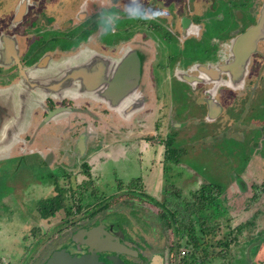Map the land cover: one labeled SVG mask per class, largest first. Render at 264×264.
Instances as JSON below:
<instances>
[{
    "label": "flooded vegetation",
    "instance_id": "af4514ba",
    "mask_svg": "<svg viewBox=\"0 0 264 264\" xmlns=\"http://www.w3.org/2000/svg\"><path fill=\"white\" fill-rule=\"evenodd\" d=\"M137 9L158 15L137 19ZM127 51L139 58L143 95L130 114L106 98L108 58ZM86 68L97 90L65 78L62 96L49 94L53 79ZM39 74L50 78L41 83ZM19 82L44 101L35 121L9 137L7 156L36 151L43 168L59 170L34 206L28 240L35 251L22 264H46L59 251L84 261L94 254L99 264H264V0H0V90ZM197 123L204 141H232L214 163L225 164L227 186L203 181L193 190L164 181L170 150L185 157L192 148L179 142L178 129ZM119 165L129 185L100 197L109 167ZM137 165L146 173L133 175ZM53 199L59 209L43 217ZM145 200L154 205L149 212ZM235 203L251 210L237 223ZM130 209L153 229L161 225L159 236H133L120 224L117 214ZM105 239L120 250L103 249ZM1 250L0 264H21Z\"/></svg>",
    "mask_w": 264,
    "mask_h": 264
},
{
    "label": "rangeland",
    "instance_id": "374dc122",
    "mask_svg": "<svg viewBox=\"0 0 264 264\" xmlns=\"http://www.w3.org/2000/svg\"><path fill=\"white\" fill-rule=\"evenodd\" d=\"M8 1L9 0H1L4 4ZM49 78V76L43 78V76L39 74L37 80L43 83V79L48 81ZM53 85L55 84H49V87ZM18 86V83L14 84L13 89L16 90ZM23 86L24 90L27 91V87L24 84ZM4 91L8 92L6 90ZM1 93H3V90H0V94ZM22 98L23 94L21 93L17 99L20 101ZM28 101V107L33 108L35 104L31 102V99ZM12 107L16 108V106ZM33 111H28L29 114H27L26 117L24 116V122L28 118L31 121H35ZM181 117L185 118L183 115ZM200 128L201 127L197 123L185 128V130L184 128L178 129L179 142L190 140L192 148H190L189 156L185 157H180L181 152L175 151V149L170 150L168 153V162L164 164V181L177 185L183 182L181 185L193 190L198 188L203 181L220 183L223 186L228 185L227 178L225 177V164L215 166L214 163L217 160V154H224L225 147L228 146V144L232 145V141L228 139L223 140L215 135H210L205 139V142ZM203 131H205V129ZM6 145L7 144L3 145V143L0 145V219L3 216H6V218L10 216V218L9 223L5 226L0 224V228L8 231L10 237L0 231V253L2 252L1 249L10 250L13 259L22 264V262H25L35 251L34 245L28 240V233L35 231L33 227V218L37 214L34 212V210L36 211L34 206L40 199L47 197L51 188V183L55 180L54 175L58 176L59 170L45 169L46 167L43 168V164L37 161V159L41 158L39 156L40 154L38 152L36 153V151L33 152V154L23 153L18 157L7 156L11 151L8 150ZM176 147L177 145H175V148ZM3 148H6L7 151H2ZM19 148L18 146V149ZM28 149L29 147H27V150ZM182 150L185 149H181V151ZM238 160L240 161V157H238ZM122 167V165L109 167L110 169L113 168V170L105 174L104 183L99 192L100 197L114 195L118 192L119 188H125L129 185L127 181L131 179V176L126 177ZM231 168L232 166H228V170ZM234 170L240 172L241 166H235ZM53 172L54 175L51 177L50 175ZM142 172L144 174L146 173L145 168H141L140 165H137V169L134 171L133 175H141ZM165 184L162 185L161 188H163ZM176 186L173 188L178 189ZM122 195H120L119 198H121ZM145 202L146 204L144 203V205H146L147 209L154 206L147 203L146 200ZM123 207L126 210L129 205H124ZM233 207L234 208L231 210L233 214V223L245 220L248 214L251 213V210L243 208L239 203H235ZM137 215L138 212L135 209H130L126 212V215L117 214V217L120 224L129 226V231L133 236H140L139 232H142L150 240L152 236H159L161 225H155L153 229L148 221L144 222L142 216L139 217ZM200 216L205 217L206 223H208L209 226H215L216 222L212 223V221L207 218V214L204 211L201 212ZM149 220L153 222L154 217L151 216ZM132 223L134 224L132 225ZM43 233H45L44 229ZM166 234L172 235L168 230ZM48 236L49 235H44L43 239Z\"/></svg>",
    "mask_w": 264,
    "mask_h": 264
},
{
    "label": "water",
    "instance_id": "95a60500",
    "mask_svg": "<svg viewBox=\"0 0 264 264\" xmlns=\"http://www.w3.org/2000/svg\"><path fill=\"white\" fill-rule=\"evenodd\" d=\"M252 33L253 31L250 32L248 36ZM242 45L243 44L241 43L239 46V52L237 53L238 55H240V57H242V52H240V48ZM108 60L110 61L111 65V73L109 82H107V92L109 93L106 95V98H109V101L111 102L110 105H112V107L117 108V111H123L124 113L126 111L127 114H130L132 111L138 109V107L142 105L140 103H142L143 101L142 91L140 90V86L138 85L139 78L141 76L140 70L138 68L139 58L131 51L128 52L126 56L124 55V57L121 59L109 57ZM92 74L93 72L86 68V70L81 71L80 74L72 73V75L68 74L60 79L57 77L53 79L52 82L55 85L49 87V94L62 96V93L60 91L62 88H64L67 82V79L65 78H70V80L76 81L77 78L80 77V80H82L83 85H86V89L97 90L99 87H92L87 83V81H89V79L91 78L90 76ZM18 84L19 86L16 90L11 87L10 89L6 90L8 92L3 91V93L0 94V145L2 143L3 145H5L9 137H11L12 134H16L17 130L23 125L25 119L24 116L26 117V115L29 114L28 111H33L34 108H36L37 103L44 101L43 96L35 92H29L28 90L25 91L23 84L26 85V83L23 82L22 84H20L19 82ZM21 93L23 94V98L19 101L17 98ZM29 99H31V102L35 104L33 108L28 107ZM12 106H16V108H13ZM103 242L104 244L102 246L105 250H120V248H117L110 241L108 244L106 239L103 240ZM89 243L92 244V242ZM84 260L85 259H81L77 255H71L65 251H59L51 255L50 260L46 264L100 263L98 261V257L94 254L89 257L88 261Z\"/></svg>",
    "mask_w": 264,
    "mask_h": 264
},
{
    "label": "trees",
    "instance_id": "16d2710c",
    "mask_svg": "<svg viewBox=\"0 0 264 264\" xmlns=\"http://www.w3.org/2000/svg\"><path fill=\"white\" fill-rule=\"evenodd\" d=\"M208 187H209V185H208ZM197 193H200V191L199 192H197ZM198 197H202V198H204V202L205 203H209L210 202V197H206L205 195H202V194H198ZM197 202H199V200L197 201ZM195 203H196V199H195V201H194V203H193V209H194V211L196 212V213H199L201 210H203L204 208H203V205H200V204H198V205H195ZM202 203V202H201ZM59 207H60V205L58 204V203H56V201H55V199H53V200H51L50 202H46L45 204H44V207L42 208V210H43V217H47V216H50V215H52V213L55 211V210H57V209H59ZM183 216V221H186L185 220V218H184V216L185 215H182ZM199 217V216H198ZM202 225H204V222L203 221H199ZM203 232V231H202Z\"/></svg>",
    "mask_w": 264,
    "mask_h": 264
},
{
    "label": "clouds",
    "instance_id": "9594fccd",
    "mask_svg": "<svg viewBox=\"0 0 264 264\" xmlns=\"http://www.w3.org/2000/svg\"><path fill=\"white\" fill-rule=\"evenodd\" d=\"M157 15L158 14L152 10L144 9L143 12H140L139 9H137L134 18L147 20V19H154Z\"/></svg>",
    "mask_w": 264,
    "mask_h": 264
},
{
    "label": "crops",
    "instance_id": "0c3cea01",
    "mask_svg": "<svg viewBox=\"0 0 264 264\" xmlns=\"http://www.w3.org/2000/svg\"><path fill=\"white\" fill-rule=\"evenodd\" d=\"M7 142H8V141H7ZM7 142H6V143H7ZM6 143H5V144H6ZM2 151H4V152H5V151H7V149H6V148H3V149H2Z\"/></svg>",
    "mask_w": 264,
    "mask_h": 264
}]
</instances>
